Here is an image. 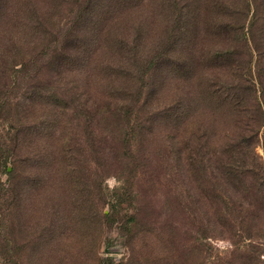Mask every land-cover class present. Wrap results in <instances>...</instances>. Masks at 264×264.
<instances>
[{
  "label": "rangeland",
  "instance_id": "rangeland-1",
  "mask_svg": "<svg viewBox=\"0 0 264 264\" xmlns=\"http://www.w3.org/2000/svg\"><path fill=\"white\" fill-rule=\"evenodd\" d=\"M4 1L8 9L0 18V95L11 88L15 63L40 49L50 39V31L66 27L79 2ZM207 9L175 30L161 0H143L123 9L110 31L102 34L108 40L124 35L139 65L156 56L180 55L194 62L201 76L235 81L238 93L244 95L231 115L211 111L202 103L199 127L206 130V143L214 141L215 146L204 148V164L197 172L181 176L199 209L187 198L185 211L176 202L171 178L176 177L177 163L169 155L166 135L172 127L154 117L158 107L166 108L180 97L189 99L194 81L153 70L142 72V79L127 76L137 73L138 67L121 49L107 44L105 54L99 51L87 71L60 73L55 65L45 64L35 85L21 83L10 94L2 111L0 141L8 143L14 133L21 137L12 195L5 205L7 226L0 229V264L5 238L13 248L11 264H111L99 263L100 257H113L119 264H264V0H253L249 15L242 1L236 6L234 2L224 18L232 24L229 34L211 33L208 24L218 10ZM166 46L169 49L162 52ZM230 46L236 48L235 74L231 68L206 67L201 62L206 50ZM119 59L123 67L119 74L103 68ZM37 88L47 95L45 99L55 94L73 100L74 106L88 98L100 99L105 89L114 91L119 100L140 101L143 109L137 106L132 120L136 124L139 117L143 124L132 136L136 159L122 151L120 163L115 154L96 160L82 130L86 116L79 115L61 128L57 107L24 97L25 91L31 94ZM99 121L96 128L112 130L117 141L128 130L117 118ZM66 130L70 132L63 133ZM65 134L71 138L75 157L70 165L51 160L63 147ZM113 138L110 146L121 151ZM243 159L250 171L244 196L235 177ZM129 175L134 177L133 192L128 202L120 203L119 211L137 213L138 219L131 232H124L118 222L107 226L103 215L123 192ZM0 178L5 181L7 175L0 173ZM197 216L205 227L196 224Z\"/></svg>",
  "mask_w": 264,
  "mask_h": 264
},
{
  "label": "trees",
  "instance_id": "trees-1",
  "mask_svg": "<svg viewBox=\"0 0 264 264\" xmlns=\"http://www.w3.org/2000/svg\"><path fill=\"white\" fill-rule=\"evenodd\" d=\"M161 0L162 5L169 10V16L172 22V28L178 30L182 24H189V22L203 14L206 9L210 10V7L217 9V17L210 24L208 28L213 34L220 33V30L227 32L228 34L233 31L232 24L230 21H225V16L230 13L228 8L234 7L243 2L246 10L244 12L249 15L251 12V5L253 0ZM78 2V0H77ZM143 0H79L77 3V9L74 13L72 20L69 24L64 27L57 29L55 32L50 31L51 37L45 42L40 49L35 51L28 57L15 63L13 67V76L11 88L4 90L0 95V121L2 117V111L4 110L7 103L11 100V93H15L21 83H33L36 77L40 74V70L45 64L55 65V69L59 70L60 73L77 72L78 70L87 71L89 67L95 64L99 53L105 54L108 45L121 49L124 54L129 55L132 60V65L138 67L137 73H130L127 76L136 77L142 79L141 73L153 70L157 73L179 75V79L194 81V85L190 90L194 93L191 97L184 99L183 97L178 98L170 106L163 108L158 107L155 113V120L161 123L168 124L172 127L171 131H168L167 138L169 155L171 159L177 163V166L173 168L175 176L172 177V183L174 184L175 192L177 197L176 200L179 208L185 211L187 209L186 198L188 202H191L193 198L189 191L184 179L181 177L183 174L189 175L193 170L194 172L202 167L204 164V148H213L215 146L214 141L206 143V139H203V135L206 134V130L203 132L200 120H198V114L201 113V106L204 102L209 106L211 111L222 112L224 114L231 115L234 109L243 101V96L238 93L237 85L235 81H224L215 80L212 76L203 75L201 76L196 72L194 68V62L189 63L184 58L172 57L169 55L165 59H160L157 56L152 59H147L144 65H139L136 59V53H132V48L129 47V42L124 35L117 34L113 36L111 40H108L107 35H102L104 30L110 31L113 22L119 19V13L123 9H128ZM211 3V4H210ZM31 10L35 11L36 6L31 5ZM8 4L6 1L0 0V18L4 17L7 13ZM110 26V28H108ZM90 34V35H89ZM169 49L166 46L162 49L165 52ZM100 51V52H99ZM236 48L224 47L217 50L208 49L202 54L201 62L206 67H226L231 68L233 74L236 73L234 69L235 64ZM199 60V61H200ZM103 68L107 71H115L119 74L122 69L121 59L115 63H106ZM117 75V74H116ZM109 78L107 77V80ZM104 93L100 92L102 97L100 99H92L73 105V100H68L65 97H59L55 94H50L47 99V95L37 88L33 93L29 94V91H25L24 97L26 99L43 100L48 103V106L57 107L61 115V128H66L69 122L77 120L79 115H85L86 118L83 123L82 130L87 138L89 147L93 152L96 160L105 156V154H115L118 163L124 160L122 151L125 155H128L132 159H136L137 155L134 150V143H132V136L136 127L143 126L142 123L136 118L137 123L134 120L135 112L137 109H143V106H139V102L136 103L134 100L124 101L123 99H117L113 94L114 91L107 92L105 89ZM89 94L88 91H85ZM137 93L141 95L140 88L137 89ZM17 95V94H16ZM112 99H116L115 103ZM146 103V102H145ZM138 106V108H137ZM137 108V109H136ZM224 111V112H223ZM102 114V116L100 115ZM117 118L123 123L127 124L128 130L116 139L115 133L110 129H97L95 123H100L101 118ZM23 132L22 130H19ZM70 132L69 131H63ZM23 136V135H22ZM63 136V134H62ZM113 138V144L119 143L121 151L115 152L114 147L110 146L109 138ZM21 135L14 133L8 143L0 141V173L7 175V179L2 181L0 178V229L7 226L6 210L5 206L9 201V196L12 195L13 180L15 173H17V150L19 148V140ZM71 138L68 134H65L63 142L58 155L53 157L51 160H55L60 163L70 165L72 160L75 158L73 155L72 144L70 143ZM115 141V142H114ZM21 142V141H20ZM112 144V145H113ZM72 145V146H71ZM230 158V157H229ZM239 160V159H237ZM134 161V160H133ZM230 162V161H229ZM237 181L241 184L240 193L242 196L248 189V183L250 178V171L246 167V159L241 160L239 169L235 172ZM124 190L118 195L116 201L111 202L109 211L105 212L104 222L107 226H113L115 223L120 224L121 231L131 232L133 224L137 221V213H125L120 214L119 205L123 201H129L133 192V175H129L126 179ZM195 209H199L196 203L192 201ZM128 217V220H125ZM195 222L200 228L205 227L204 221L200 216H197ZM9 239L5 238L3 243V251L1 252L2 260L1 264H11L13 258V248L9 246ZM103 261H110L114 263L113 257H100L99 263Z\"/></svg>",
  "mask_w": 264,
  "mask_h": 264
}]
</instances>
